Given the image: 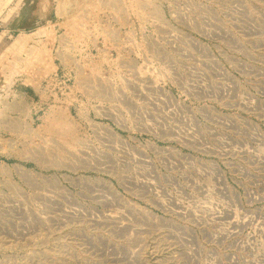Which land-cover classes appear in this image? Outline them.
<instances>
[{
	"label": "rangeland",
	"instance_id": "374dc122",
	"mask_svg": "<svg viewBox=\"0 0 264 264\" xmlns=\"http://www.w3.org/2000/svg\"><path fill=\"white\" fill-rule=\"evenodd\" d=\"M59 1L0 0V53ZM127 2L138 38L0 103V264H264V0Z\"/></svg>",
	"mask_w": 264,
	"mask_h": 264
},
{
	"label": "crops",
	"instance_id": "0c3cea01",
	"mask_svg": "<svg viewBox=\"0 0 264 264\" xmlns=\"http://www.w3.org/2000/svg\"><path fill=\"white\" fill-rule=\"evenodd\" d=\"M86 3L80 6L79 0H60L55 18L35 29L22 28L23 32L8 49L1 51L0 103L4 100H20L22 104H28L29 100H49L45 90L50 84L46 83L47 78L35 77V69L43 71L56 65L59 76L63 77L61 83L66 84L72 74L77 80L79 69L89 64L85 61L87 58L94 62L97 52L107 54L108 47L114 48L113 45L101 48L100 43L107 45L110 40L123 44L125 36L128 38L130 34L138 38L142 31L140 22L131 15L127 0H87ZM67 7L69 15L73 16H66ZM102 16H110V20L103 22ZM136 16H139L138 10ZM20 114L29 119L28 114ZM3 168L0 161V169Z\"/></svg>",
	"mask_w": 264,
	"mask_h": 264
},
{
	"label": "bare ground",
	"instance_id": "6f19581e",
	"mask_svg": "<svg viewBox=\"0 0 264 264\" xmlns=\"http://www.w3.org/2000/svg\"><path fill=\"white\" fill-rule=\"evenodd\" d=\"M23 173V172H22Z\"/></svg>",
	"mask_w": 264,
	"mask_h": 264
}]
</instances>
